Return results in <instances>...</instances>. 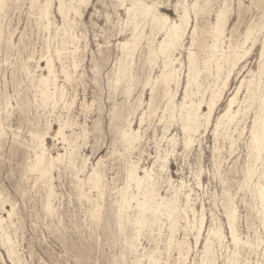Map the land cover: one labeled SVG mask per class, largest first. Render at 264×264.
<instances>
[{"label":"rangeland","instance_id":"obj_1","mask_svg":"<svg viewBox=\"0 0 264 264\" xmlns=\"http://www.w3.org/2000/svg\"><path fill=\"white\" fill-rule=\"evenodd\" d=\"M142 1L173 20L185 8L190 12L183 44L173 51L179 86L161 76L164 32L151 17L132 19L133 0H65L72 8L65 14L53 0L49 17L39 9L45 0H0V264H264V206L258 199L264 165L252 136L255 120L264 115V0ZM221 12L223 35L213 56L208 46ZM136 23L138 46L130 56L122 43L132 38ZM249 28L252 36L243 44ZM236 46L248 53L233 70L227 57ZM189 51L196 55L194 106L204 101L207 111L211 94L223 91L210 123L201 118L197 134L182 129ZM49 58L53 105L42 96ZM241 84L234 104L239 113L216 130ZM170 96L175 109L165 108ZM129 121L139 135L133 145L122 135ZM62 123L69 141L55 137ZM45 132L46 162L66 154L51 171V195L45 178L31 169L32 135ZM131 164L157 183L147 194V211L137 205L147 197L128 178ZM94 170L100 173L97 187ZM160 203L165 207L154 213ZM229 209L237 211L233 223L241 242L230 235ZM211 228L222 236L211 237L205 254Z\"/></svg>","mask_w":264,"mask_h":264},{"label":"bare ground","instance_id":"obj_2","mask_svg":"<svg viewBox=\"0 0 264 264\" xmlns=\"http://www.w3.org/2000/svg\"><path fill=\"white\" fill-rule=\"evenodd\" d=\"M38 1V0H37ZM34 2V0H33ZM59 11L62 14L65 13H69L71 11V7L66 5L65 0H59ZM74 3V2H73ZM33 4V3H32ZM1 6V5H0ZM2 7V6H1ZM138 8V9H137ZM40 13L42 15H44L45 17H49L52 14V9H53V0H45V3L42 4L40 6ZM137 10L139 14H137ZM128 11L132 14V19H136L137 15H139L140 17H142L144 20L147 19L148 17H151L152 19V23L155 25V27L159 30V31H163L164 32V39L160 42V48L159 51L164 55V61H163V71L162 72V77L165 79V81H167V83H171V82H175L178 86L180 85L181 82V77L180 74L178 73V69L174 66V61L175 60V56L173 57V51L177 48L178 45H182L183 41H184V36L186 35V29L190 23V12L187 8H185L184 12L180 15V20H173L170 15L163 13L160 9L156 8L155 4H148L142 0H133V4L131 7L128 8ZM127 11V12H128ZM76 14V12H75ZM223 12H221L219 14V18H218V24L216 27V31H215V40L212 44H210L208 47L211 49L212 55L215 56L216 52L219 50L218 48L219 46V40L221 38V36L223 35V29H222V24L224 22V18H223ZM65 17V16H64ZM46 19V18H45ZM47 20V19H46ZM127 21V20H126ZM135 21V20H134ZM49 24V23H48ZM139 27L140 25L138 23H136L135 25V30L133 32V36L131 39H128L126 41H124L122 43V48L124 50H128L129 55L132 56L131 52L137 48L138 46V35H139ZM64 28V27H63ZM66 31V30H65ZM68 31V30H67ZM253 33V29L249 28L247 30V33L245 35V41L243 44H245L248 39L250 38V36H252L251 34ZM143 34V33H142ZM69 35V34H68ZM73 39L74 36L70 35ZM67 37V36H66ZM65 37V38H66ZM71 38V39H72ZM134 39V41H133ZM77 40V39H74ZM73 41V40H72ZM140 42V41H139ZM155 44V43H154ZM224 44V43H223ZM242 44V45H243ZM230 45V44H229ZM247 45V44H246ZM58 46V45H57ZM56 46V47H57ZM62 46V45H61ZM68 47V46H67ZM230 47V46H229ZM241 46H236L232 49V51L229 53L227 60L228 62L231 63L232 68L234 70V67H237V65L242 61V59L244 58V56L248 53L247 51H244L243 53H241L240 48ZM243 47V46H242ZM241 47V48H242ZM246 46L244 45V48ZM62 48V47H61ZM63 49H65L63 47ZM139 49V48H138ZM264 49V47H263ZM75 50V49H74ZM137 50V49H136ZM206 50V49H205ZM208 50V49H207ZM57 51V50H56ZM68 49L65 51L67 52ZM70 51V50H69ZM76 51V50H75ZM224 51V50H223ZM222 51V52H223ZM264 51V50H263ZM59 52H61L59 50ZM63 52V51H62ZM71 52V51H70ZM74 53V51H73ZM264 53V52H263ZM61 55V53H59ZM154 54V53H153ZM58 55V54H57ZM64 55V54H63ZM69 55V54H68ZM264 55V54H263ZM262 56V55H261ZM64 57V56H62ZM47 58V57H46ZM66 58V57H65ZM134 58V56H133ZM263 58V56H262ZM33 59V58H30ZM67 59V58H66ZM45 60V59H44ZM220 61V60H219ZM217 63V62H216ZM74 64V63H73ZM63 65V64H62ZM218 65V64H217ZM65 66V63H64ZM62 66V67H64ZM263 66V65H262ZM74 67V66H73ZM77 67V66H76ZM189 73H188V80H187V84H186V88H185V94H184V98L183 101L181 103V108L182 111H180V113L182 112V121H183V130L185 131H190V130H194L197 131L198 129L202 126L201 123V118H204L206 125H208L211 121V117L213 115L214 112V108L216 106V104L220 101V99L222 98V94L223 91H219V92H213L209 98L208 101H206V107H207V111L204 112V109H202V105L204 101H201L197 107L194 106V102L191 100V96L192 94H194V92L191 90L192 85L194 83H197L198 78L195 77L193 75V71L196 69V55L193 51H189ZM46 68L48 70V75H41V81L42 83L45 85V88H43L42 90V96L44 98L45 101L47 102H52L55 103L54 98H56L55 93L53 91L50 90V87L48 84V80L50 77H54L55 78V71L53 68V62L52 59L49 58L47 59V63H46ZM78 68V67H77ZM221 66L218 65V72H220L221 70ZM68 69V68H67ZM64 71V68L62 69ZM77 70V69H76ZM75 70V71H76ZM206 70V69H205ZM262 70V69H261ZM62 71V72H63ZM66 71V70H65ZM74 71V72H75ZM68 74L70 72H67ZM67 73H65L64 75H66ZM76 73V72H75ZM230 73V72H229ZM132 74V73H131ZM220 74V73H219ZM71 75H69L70 77ZM230 76V74L228 75ZM68 78V77H66ZM260 78V77H259ZM133 80V79H132ZM227 80V78H226ZM55 81V80H54ZM57 81V80H56ZM67 81V80H66ZM200 82V81H199ZM229 82V81H228ZM244 80L242 81L243 84ZM57 83V82H56ZM68 83V82H67ZM262 83V82H261ZM242 84L239 86V88L237 89V92L229 99L228 105L225 109V111L220 115V117L218 118L217 121V128H220V126L224 123L225 119H229V120H233L236 116V114H238L239 112H235L234 111V104L236 103L237 100V95L239 93V91L242 88ZM251 84V82L249 83ZM56 85V84H55ZM255 85V84H254ZM259 85V84H258ZM262 85V84H260ZM196 86V85H194ZM198 86V85H197ZM224 86V85H223ZM251 86V85H250ZM253 86V84H252ZM251 86V87H252ZM257 86V85H256ZM56 87V86H55ZM198 88V87H197ZM250 88V87H249ZM258 88V86H257ZM55 90V89H54ZM199 92V91H198ZM251 92V91H250ZM259 92V91H258ZM257 92V93H258ZM66 93V92H65ZM169 95V92L167 93ZM252 94V92H251ZM55 95V96H54ZM198 95V94H197ZM41 96V97H42ZM65 96V95H64ZM63 97V94H62ZM169 101L168 104H166L165 108H169L171 107L172 109H175L176 105L173 103V97L170 96L169 97ZM251 99V97H249ZM263 98V97H262ZM250 99H248L247 101H249ZM42 100V99H41ZM264 101V100H263ZM141 102V101H140ZM151 102V101H150ZM58 104V103H57ZM263 104V103H262ZM46 105V104H45ZM49 106V105H48ZM65 106V104H64ZM261 106V105H260ZM52 107V106H51ZM68 107V106H67ZM241 108V107H240ZM261 108H263L261 106ZM247 109L248 106H247ZM53 110V109H52ZM259 111V110H258ZM258 114H260L259 112H257ZM165 116V115H164ZM238 116V115H237ZM171 118V117H170ZM68 119V118H67ZM66 119V120H67ZM68 121V120H67ZM228 123V122H227ZM66 124V122H65ZM65 124L62 123L59 127V129L56 131L55 137L57 139V137H61L63 138L64 141H69V138L67 136V134L65 133ZM231 124V123H230ZM230 128V127H229ZM228 129V128H227ZM140 130V129H139ZM226 130V129H224ZM263 130H264V115L262 120H258L256 119L254 122V126L252 128V136H253V142L255 144V154L257 156V159H261L262 164L264 165V156H262V145H263V141H264V134H263ZM228 131V130H226ZM229 132V131H228ZM49 132H45L42 134H33L32 136L34 137V139L36 140V161L33 164V167H31V169L33 168V170H37L39 171L40 177L41 178H45V183L48 185V190L50 195L52 194L53 191V185H52V175H51V171L52 169L55 167V165L62 163L64 160V157L66 156V154L63 153H59L56 156H52L49 158L48 163L46 162L47 160V149L48 146L46 144V138L48 136ZM31 134V133H30ZM229 134V133H228ZM123 137L126 139V141L133 145L135 142L138 141L139 139V135H138V130L136 131L135 128H133L132 126V122L129 121L128 124L126 125V127L124 128L123 132H122ZM190 135V134H189ZM227 135V134H226ZM191 136V135H190ZM173 140V138H172ZM236 141V140H235ZM65 143V142H64ZM192 143V138L190 137L188 145H190ZM233 147V146H232ZM252 147V146H251ZM253 148V147H252ZM251 148V149H252ZM168 157V156H167ZM166 159V158H165ZM214 159V158H213ZM167 161V160H166ZM214 161V160H213ZM254 161V160H253ZM255 162V161H254ZM163 163V162H162ZM166 164V163H165ZM254 164V163H253ZM163 167V166H162ZM161 167V168H162ZM139 165L138 164H131L129 169H128V178L130 180V182H135L137 184L138 190H140L141 192H143L145 194V197H147L148 193H152L153 188H155V180L154 177L151 176V174L145 170V174L141 175V173L139 172ZM30 169V170H31ZM201 169V168H200ZM219 169V167H218ZM30 172V171H29ZM152 173V171H151ZM99 174L96 170L93 171L92 175H93V186L97 187L99 184ZM78 176V175H77ZM78 178V177H77ZM260 184V183H259ZM158 193V192H157ZM156 193V194H157ZM175 195V193H174ZM173 195V196H174ZM151 196V195H150ZM190 196V195H189ZM137 197V196H136ZM160 197V196H159ZM132 198H134L135 200V196L133 195ZM189 198V197H188ZM137 199V198H136ZM154 199V198H153ZM174 199V198H172ZM176 199V198H175ZM258 199L261 201L262 205L264 206V185L261 184L260 189H259V195H258ZM133 200V199H132ZM148 197L146 198V200L144 202H139L137 205L140 209H144L145 211H147L148 208H146V205L149 204L148 202ZM230 200V199H229ZM122 201L127 202L128 201V196L126 194L123 195L122 197ZM163 201V200H162ZM1 202V201H0ZM172 202V200H171ZM170 202L171 206H173V210L176 208L174 205H172V203ZM227 202V201H226ZM187 203V202H186ZM189 203V202H188ZM187 203V204H188ZM216 203V202H215ZM169 204V203H168ZM175 204V203H174ZM227 204V203H226ZM233 204V203H232ZM251 204V203H250ZM48 205H50V201L48 202ZM131 205V204H130ZM153 205V203L151 204ZM229 205V203H228ZM2 206V205H1ZM4 206V205H3ZM2 206V207H3ZM230 206V205H229ZM228 206V207H229ZM151 207V206H150ZM165 207V205L163 206V204H158L155 208H153L154 213H157L158 211H161L163 208ZM169 207V206H168ZM225 207V206H224ZM227 207V206H226ZM227 207V208H228ZM172 207H170L171 209ZM4 209V208H3ZM12 209V208H11ZM166 209V208H165ZM225 209V208H224ZM184 210V209H183ZM194 211V209H192ZM230 210V209H229ZM13 211V210H12ZM149 211V210H148ZM151 211V210H150ZM169 211V210H168ZM192 211V212H193ZM196 211V210H195ZM227 211V210H226ZM185 212V210H184ZM228 212V217H230V235L232 237V240L237 243L239 240L238 235H237V231L235 228L236 224L233 223L234 221V213L237 211H227ZM9 213V211H8ZM14 213V212H13ZM16 213V212H15ZM187 213V212H185ZM194 214V213H193ZM237 214V213H236ZM8 215V214H7ZM134 215V214H133ZM169 215L171 216V214L169 213ZM173 215V214H172ZM188 215V214H186ZM147 216V214H146ZM144 216V217H146ZM195 216V215H194ZM237 216V215H236ZM12 217V215H11ZM147 218V217H146ZM5 219V218H4ZM3 217L0 216V228H2V222H3ZM134 219V218H133ZM144 219V218H143ZM171 219V218H170ZM147 220V219H146ZM145 220V221H146ZM169 220V219H168ZM196 220V219H194ZM204 219H201V228L203 227L204 224ZM228 221V220H227ZM196 222V221H195ZM229 222V221H228ZM235 222V221H234ZM146 224V222H145ZM199 224V225H200ZM139 225V224H138ZM196 225V224H193ZM229 225V224H228ZM194 227V226H193ZM229 227V226H228ZM159 228V227H158ZM4 230V229H3ZM2 232V231H1ZM4 233V232H3ZM8 233V232H7ZM201 233V232H200ZM198 233V234H200ZM139 234V233H138ZM8 235V234H7ZM209 239L206 240V253H209V250L213 247L209 245V242L211 240V237H218V236H222V233L220 232V230L216 229V228H211L209 230ZM198 237V236H197ZM8 239V238H7ZM241 239V238H240ZM196 240V239H195ZM8 241L10 242V239H8ZM169 241V240H168ZM208 241V242H207ZM242 241V240H241ZM240 241V242H241ZM182 243V242H181ZM233 243V242H232ZM11 244H13L11 242ZM173 244V243H172ZM183 245V244H181ZM236 245V244H235ZM13 246V245H12ZM173 246V245H172ZM171 246V247H172ZM11 248V247H10ZM190 248V247H189ZM184 249V248H183ZM205 249V248H204ZM188 250V249H187ZM212 250V249H211ZM10 253H14L12 249L9 250ZM182 249H180V254L182 255ZM17 252V251H16ZM189 252V251H188ZM187 253V252H186ZM212 253V252H211ZM214 256V255H211ZM17 257V256H16ZM186 258V256H184ZM208 257V256H207ZM205 261V260H204ZM211 261V260H210ZM186 262V261H184ZM188 262V261H187ZM213 263V259L211 261ZM236 262V261H235ZM235 262L233 264H235ZM12 263H14L12 261ZM21 264V263H20ZM139 264V263H136ZM153 264H158L156 260L153 261ZM215 264V263H213Z\"/></svg>","mask_w":264,"mask_h":264}]
</instances>
